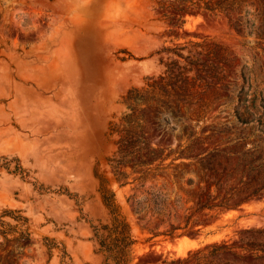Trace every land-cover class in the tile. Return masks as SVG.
Returning <instances> with one entry per match:
<instances>
[{"label": "rangeland", "instance_id": "374dc122", "mask_svg": "<svg viewBox=\"0 0 264 264\" xmlns=\"http://www.w3.org/2000/svg\"><path fill=\"white\" fill-rule=\"evenodd\" d=\"M247 2L253 25L238 32L222 14L176 13V0H0V264H103L90 227L110 220L101 179L130 226L134 262L158 264L211 242L231 243L242 229L264 228V197L183 228L181 215L196 190L186 181L195 167L173 159L185 141L184 126L202 139L212 135L193 152L230 148L227 136H248V147L264 144L256 121L245 127L231 114L238 103L254 104L258 112L264 104V6ZM192 43L226 50L218 93L200 118L195 103L187 109L180 103L177 117L162 108L166 117L158 113L154 100L139 105L144 139L165 158L141 178L123 162L118 171L128 175L117 180L109 159L125 135L129 91L148 89L163 73L161 60L170 54L163 48L191 49ZM224 127L228 131L212 134ZM161 196L181 228L148 240L144 223L157 226L154 231L168 228L152 202Z\"/></svg>", "mask_w": 264, "mask_h": 264}, {"label": "trees", "instance_id": "16d2710c", "mask_svg": "<svg viewBox=\"0 0 264 264\" xmlns=\"http://www.w3.org/2000/svg\"><path fill=\"white\" fill-rule=\"evenodd\" d=\"M176 2L177 5L173 7L176 13L196 9L213 15L222 14L238 32L253 25V22L249 24V19L246 18L249 13L247 3L252 4L247 0H176ZM260 3L264 6V0H260ZM159 7L163 9L169 5L159 1ZM234 13L236 16L233 17ZM162 15L168 17L173 25L177 23L178 19H171L166 13ZM191 47L199 49L191 53L187 46L163 48L162 51L170 53L166 56V61L161 60L164 65L163 73L149 81L148 89L141 92L133 88L129 91L127 104L130 112L123 116L126 123L125 135L118 139V148L109 159L117 180H121V175L123 178L128 175L118 171V166L123 162L130 164L131 174L137 173L141 178L151 174L150 164L153 161L156 159L163 161L165 158L155 155L154 148L147 145L144 139L142 109H138L139 105L154 100L158 106V113L166 117L160 111L162 108L165 113L177 117L175 111L180 103L184 104L185 109L187 105L195 103L197 106L192 109L196 111V117L200 118L209 107L207 100L214 98L218 93V83L224 77L223 65L229 63L226 50L219 45H214L211 49L204 48L200 43H192ZM185 49L187 51L183 52ZM259 108L261 112H258L259 109L254 104L238 103L232 107L231 114L245 127L256 121L259 125L258 132L264 135V104ZM257 125L250 126L249 129H256ZM223 131H228V128L214 129L212 134ZM181 135L185 137V141L180 144L173 159L181 158V162L184 159L193 162L194 177H189L186 183L189 186L196 185L192 205L186 207L185 213L181 215L183 228L190 225L194 227L220 211L236 208L251 198L264 197V144L254 143L248 147L245 143L248 136H227V141L233 143L230 148L212 147L193 152L201 148L212 135L202 139L195 130L187 129L185 126ZM262 139L264 137H259V140ZM143 150L144 156L141 154ZM154 168L157 170L160 167ZM105 182L101 179L99 192L110 220L98 226L90 224L99 245L97 251L103 253V264H141L133 261L132 247L135 239L114 200L113 192L106 187ZM120 184L123 185L125 182ZM131 199L134 212L140 214L141 210L136 206L138 200L133 197ZM166 199L167 197L161 196L158 202L156 200L152 202L158 203L156 212L163 216V219H160L161 223L168 220V228L154 231L157 226L148 227L147 223H144L142 227L150 233L148 240L159 234L171 236L176 229L181 228L171 222V211L168 206L172 204L167 203ZM179 199L177 196L174 204H177ZM172 217L176 218L175 210ZM138 219L144 220L145 216H138ZM158 264H264V228L242 229L238 238L231 243L211 242L189 250L184 256L165 258Z\"/></svg>", "mask_w": 264, "mask_h": 264}]
</instances>
